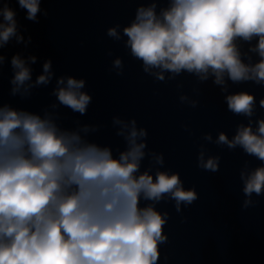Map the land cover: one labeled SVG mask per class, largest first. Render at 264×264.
<instances>
[{
    "label": "clouds",
    "instance_id": "clouds-1",
    "mask_svg": "<svg viewBox=\"0 0 264 264\" xmlns=\"http://www.w3.org/2000/svg\"><path fill=\"white\" fill-rule=\"evenodd\" d=\"M16 3L26 11L25 19L38 22L41 0ZM0 5L2 48L13 37L18 43L24 38L18 35L10 0H0ZM156 8L155 2L140 3L122 30L125 47L142 61L144 73L158 81H165V73L175 79L187 72L201 82L212 76L223 92L226 80L264 86V0H170L159 14ZM118 27H109L107 35L119 40ZM254 38L257 43L249 51L259 60L245 63L238 40L251 44ZM28 59L36 61L35 56ZM4 61L0 55V66ZM11 66L10 94L21 98L47 85L53 75L50 59L34 83L32 70L19 54L12 56ZM114 67L123 68L121 59ZM84 86V79L61 76L53 95L60 106L84 116L92 101L81 91ZM225 101L228 111L248 118V123L239 124L231 139L220 132L215 143L230 150L239 147L261 162L249 170L246 161L240 170L247 208L255 203L253 194L264 195V118L255 121L254 129L257 100L249 91L228 94ZM259 106L264 108V97ZM57 121L58 116L47 111L41 115L7 103L0 106V264H158L160 245L168 240L164 227L169 213L156 205L171 200L180 212L182 205L198 199L195 189L186 190L177 172L158 168L152 173L153 164L164 165V156L145 151L148 131L138 128L135 118L112 119L119 126L116 135L125 142L118 155L111 146L86 138L99 126L73 130ZM204 139L212 142L211 134ZM146 156L150 165L141 171ZM197 160L201 169L219 170L220 157L205 159L203 147Z\"/></svg>",
    "mask_w": 264,
    "mask_h": 264
}]
</instances>
